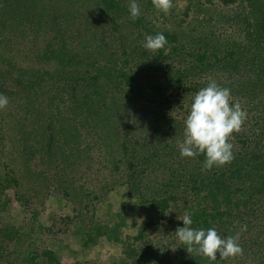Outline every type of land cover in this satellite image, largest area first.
Wrapping results in <instances>:
<instances>
[{
  "label": "trees",
  "instance_id": "1",
  "mask_svg": "<svg viewBox=\"0 0 264 264\" xmlns=\"http://www.w3.org/2000/svg\"><path fill=\"white\" fill-rule=\"evenodd\" d=\"M216 1L226 7L243 5L241 12L225 14L226 22H232L227 26L228 33L220 28L219 31L223 29L225 33L217 35L214 28L215 31L201 30L196 35L185 34L184 39L178 32L165 30L161 33L167 43L159 50L156 61L148 69L143 68L149 76L147 82H137L136 74L118 73L119 79L137 88L139 100L155 99L168 105L165 110L141 112L137 111L136 104L116 101L104 94L99 83H104L109 74H115L113 68L105 70L95 65L92 73L88 68L90 64L80 56L69 57L67 63L64 60L68 38L60 32L62 23L71 22V26L73 21H78L80 25L78 9L87 2L96 4L99 11L129 15L120 0L117 3L115 0H0V32H10L3 37L6 41L1 38L3 33L0 34L1 60L5 61L2 50L9 45L25 44L16 41L20 32L32 33L29 43L36 44L42 32L43 35L53 33L51 39L60 53L56 55L58 59L52 60L58 61L63 68L54 67L53 72L46 73L66 83L69 77L71 93L66 99L77 104L80 101L73 94L81 87L98 86L100 100L90 98L80 105V112H85L86 117L82 126H89V134L100 132L107 135V139L111 137L109 148L112 144L117 146V155L112 154L115 168L119 170L124 164L126 170L127 180L122 185L131 202L129 205L137 211L147 210L151 216H158L145 222L136 234L126 235L121 244L127 258L121 264H264V0H207V3ZM50 10L54 14L49 13ZM130 22L147 33L152 30L144 16L139 15ZM112 23H116L115 18ZM95 37L90 44L96 43ZM66 65L72 67L71 72ZM11 68L14 67L11 65ZM21 71L27 76L33 69ZM212 80L220 87L230 89V104L238 103L246 117L240 130L234 131L228 140L233 145L232 161L207 169L203 154L182 157L179 144L184 139V121L193 97ZM59 100L62 103L65 98L61 96ZM50 110L47 121L37 120L42 121L40 126L44 127V141L41 139L44 145L36 150L45 153L52 162V157L61 149L62 152L77 153L78 144L74 143H79L81 136L80 120L74 113L66 116L62 109L57 108L55 112L51 107ZM133 118L137 121L135 124L130 122ZM12 173V176L7 174L4 184L0 182V196L14 183L18 188L22 186L16 172ZM18 188L17 201L27 203ZM68 189L65 192L68 193ZM127 211L124 210L113 225L103 224L101 232L95 226L96 222L89 227L80 226L77 233L84 247H92L100 237L118 243V230L126 225ZM184 215L191 217L193 228L214 227L222 237L238 235L242 253L228 259H220L217 253V260L210 261L195 252L188 253L179 241L172 254L171 244L165 246L150 239L152 231L164 221L176 235L177 227L183 226L180 219ZM17 229L12 228L10 222L0 232V250L7 251L8 242H18V252L15 249L16 252L12 250L8 254H12L10 264H61L53 250H23L24 233ZM9 230L13 231L10 239L4 236ZM2 258L0 256V262Z\"/></svg>",
  "mask_w": 264,
  "mask_h": 264
},
{
  "label": "rangeland",
  "instance_id": "2",
  "mask_svg": "<svg viewBox=\"0 0 264 264\" xmlns=\"http://www.w3.org/2000/svg\"><path fill=\"white\" fill-rule=\"evenodd\" d=\"M120 2L124 8L129 9L131 0ZM136 2L140 7V16L146 18L151 32L135 28L130 22V15H119L103 9L99 11L96 4L87 2L78 9L80 25L78 21H73L71 26V22L62 23L60 32L68 38L64 60L67 63L69 57L80 56L81 60L85 59L90 64L88 68L92 73L95 72V65L105 70L113 68L115 74H109L104 78V83H99L106 96L136 104L137 111L141 112L165 110L168 105L155 99L139 100L137 88L119 79L118 73L124 71L129 75L136 74L137 82H147L149 76L143 68L148 69L156 61L160 49L154 52L146 49V36H155L168 30L180 33L185 39V34L196 35L201 30L210 31L214 28L217 35L224 31L228 33L227 26L232 22H226L228 18L225 14L239 13L243 5L239 3L226 7L219 1L209 4L207 0H171L172 6L165 13L155 9L152 0ZM49 13L54 14V11L50 10ZM114 18L116 23H112ZM220 28L224 31H219ZM6 33L10 32H0L2 39L6 38ZM30 34L33 36L27 31L20 32L16 41L26 46L9 45L2 50L5 61L0 58V94L8 98V104L0 108V182L4 184L7 174L12 176V172H16L22 185L18 188V184L14 183L0 196V232L11 222L12 228H20L24 233L23 245L19 244L23 250H53L57 252L61 264H121L127 258L121 244L126 235L136 234L145 222L150 218L157 219L158 216H151L147 210L137 211L129 205L131 202L126 198L122 185L127 180L124 164L118 170L113 163L112 154L117 155V146L112 144L109 148L110 136L107 139V135H101L100 132L89 134V126H82L86 117L85 112H80V105L90 98L100 100L98 86H83L73 94L79 99L78 104L66 99L71 93L69 77L66 83L46 73L53 72L54 67L63 68L58 61L52 60L58 59L56 55L60 53L59 47L51 39L53 33L43 35L42 32L37 44L29 43ZM93 34L96 43L90 44ZM87 39L89 42H86ZM9 64L14 68L10 69ZM23 68L33 71L23 76ZM65 68L71 72L72 67L66 65ZM36 74L39 77H35ZM59 96L65 98L64 102L60 103ZM51 107L55 112L57 108L66 111V116L74 113L75 118L80 120L81 136L79 143H74L78 144L77 153L62 152L61 149L52 157V162L46 158L45 153H37L36 150L44 145L41 142L44 127L40 125L42 121H47ZM38 119L44 120L37 122ZM17 188L20 194L25 195L27 203L17 201ZM66 188H69L68 193L65 192ZM126 209L127 221L118 230V243L100 237L92 247H84L77 233L80 226L89 227L96 222L95 226L101 232L103 224L113 225L118 222ZM160 224L159 228L152 231L150 239L165 246L171 244V252L174 254L179 245L178 239L166 221ZM12 234L13 231L9 230L4 236L10 239ZM8 244L7 251H3V248L0 250V256L3 257L1 264H10L12 254L8 256L9 252L19 250L16 249V240Z\"/></svg>",
  "mask_w": 264,
  "mask_h": 264
},
{
  "label": "clouds",
  "instance_id": "3",
  "mask_svg": "<svg viewBox=\"0 0 264 264\" xmlns=\"http://www.w3.org/2000/svg\"><path fill=\"white\" fill-rule=\"evenodd\" d=\"M153 7L167 13L171 0H152ZM130 18L135 20L140 15L136 0H131L128 9ZM167 43L163 33L145 37L144 47L151 51L161 49ZM230 89L220 87L214 80L207 87L200 89L192 99L190 111L184 121V139L179 144L182 157L205 156L204 167L223 166L232 161L233 145L228 142L231 134L238 132L246 113L238 103L230 104ZM8 104V98L0 94V108ZM131 123L137 121L133 118ZM183 226L177 227L175 234L188 253H197L210 261L228 259L242 253L237 236L222 237L213 228H193L190 216L184 215Z\"/></svg>",
  "mask_w": 264,
  "mask_h": 264
}]
</instances>
